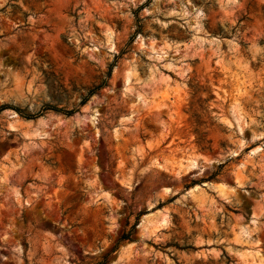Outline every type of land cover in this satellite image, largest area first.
<instances>
[{
  "label": "rangeland",
  "instance_id": "obj_1",
  "mask_svg": "<svg viewBox=\"0 0 264 264\" xmlns=\"http://www.w3.org/2000/svg\"><path fill=\"white\" fill-rule=\"evenodd\" d=\"M0 264H264V0H0Z\"/></svg>",
  "mask_w": 264,
  "mask_h": 264
},
{
  "label": "trees",
  "instance_id": "obj_2",
  "mask_svg": "<svg viewBox=\"0 0 264 264\" xmlns=\"http://www.w3.org/2000/svg\"><path fill=\"white\" fill-rule=\"evenodd\" d=\"M110 72H111V68H110V71H109V75H110ZM109 75H108V76H109ZM103 84H104V83H102V84L96 86L95 88H93L92 90H90L88 96H87L86 98L83 99V101H82V105L86 104L87 101H88V98H89L90 96H92V94H94L95 91L101 89V88L103 87ZM49 109H53V110L58 111V112L62 111V110H58L57 108H49ZM76 112H77V111H75V110H70V111H65L64 113H65L66 115H73V114H75Z\"/></svg>",
  "mask_w": 264,
  "mask_h": 264
}]
</instances>
